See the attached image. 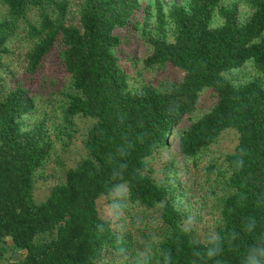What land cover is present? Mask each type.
<instances>
[{
    "label": "trees",
    "instance_id": "1",
    "mask_svg": "<svg viewBox=\"0 0 264 264\" xmlns=\"http://www.w3.org/2000/svg\"><path fill=\"white\" fill-rule=\"evenodd\" d=\"M222 1L0 0V53H7L6 43L20 27L27 39L24 77L0 97V257L11 246L24 250L22 264H97L109 255L107 261L124 256V264H244L249 248L264 243V0H245L243 20L238 1ZM137 11L151 49L144 65L178 68L183 75L174 84L130 87L115 52L121 42L115 30L138 28ZM52 52L68 74L63 128L77 115L93 122L83 133L85 157L37 202L35 173L54 138L29 86ZM245 63L257 78L235 83L226 75ZM204 89L215 100L194 116ZM184 115L189 124L173 143L183 167L195 165L222 131L238 134L216 170L217 189L210 186L219 219L206 242L182 226L179 170L173 169L172 182L145 173L146 159L168 145ZM214 168L207 167L206 181ZM120 186L145 214L141 220L154 224L153 254L139 263L127 253L129 236H121L97 207L100 196ZM250 221L255 228L247 231Z\"/></svg>",
    "mask_w": 264,
    "mask_h": 264
},
{
    "label": "rangeland",
    "instance_id": "2",
    "mask_svg": "<svg viewBox=\"0 0 264 264\" xmlns=\"http://www.w3.org/2000/svg\"><path fill=\"white\" fill-rule=\"evenodd\" d=\"M142 5L146 0H140ZM165 2L171 0H164ZM179 1V0H173ZM235 0H223V4H230ZM238 1V15L244 19L248 14L245 7V0ZM69 12L75 15V7L69 8ZM31 18L34 20V10ZM138 19V28L128 24L125 28L117 29L121 42L115 52L120 65L128 75L130 87L140 88L143 83H152L155 86L163 87L179 81L183 75L178 68L165 65L162 68L146 67L143 59L150 53V46L142 35L141 11H137L134 20ZM216 22H220L215 19ZM137 23V22H136ZM27 39L25 30L20 27L16 34L6 43L7 53H0V97L12 87L18 79L24 77L23 67L25 65V52ZM235 83L244 82L257 78L259 74L251 63H245L242 67L226 74ZM68 74L60 65L55 53H50L43 63L39 73L33 78L29 86L32 95L36 100L37 114L46 119L51 137L54 138L53 148L44 165L35 173L33 198L40 202L49 193L51 187L65 178L68 169L75 166L86 155L82 139L85 130L92 124L91 118L75 116L73 125L68 129L63 128L61 121V105L66 99L64 86ZM215 97L211 89H204L200 93L197 103V110L194 116L207 111L213 104ZM189 124V118L184 115L173 132L169 135L168 145L146 159L145 173L158 182L173 181V169H178L181 180V197L185 205L186 217L183 218L182 226L188 230L193 239L206 242L215 236V226L218 223V212L215 207V197L211 194V184L215 189V178L218 176L217 168H222L223 155L233 150L237 144L238 134L234 129L222 131L216 140L197 158L195 165L191 162L183 167L182 161L177 153L174 143V134L182 127ZM60 130L61 132H59ZM57 135V138L55 137ZM214 164V172L210 181L205 180L207 167ZM183 167V168H182ZM97 207L101 215L111 220L112 226L121 232V236H129L132 259L139 263L140 258L153 254L151 227L154 224L149 217L141 220L142 210L140 207L130 203L127 199L125 186H120L110 195H102L97 199ZM140 214V216H137ZM124 218V221L121 220ZM124 222V225H123ZM7 243L11 245L8 237ZM0 257V264H22L24 250L15 249L11 246L5 250ZM112 255L103 256L97 264H124L126 258L121 260H108ZM142 264V263H139Z\"/></svg>",
    "mask_w": 264,
    "mask_h": 264
},
{
    "label": "clouds",
    "instance_id": "3",
    "mask_svg": "<svg viewBox=\"0 0 264 264\" xmlns=\"http://www.w3.org/2000/svg\"><path fill=\"white\" fill-rule=\"evenodd\" d=\"M255 228V222L250 221L246 225L247 231H252ZM217 249L209 251V256L215 255ZM244 264H264V243H258L249 248L244 259Z\"/></svg>",
    "mask_w": 264,
    "mask_h": 264
}]
</instances>
